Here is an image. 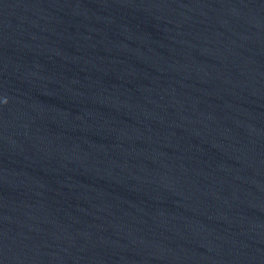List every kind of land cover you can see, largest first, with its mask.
I'll return each instance as SVG.
<instances>
[{
    "label": "water",
    "instance_id": "obj_1",
    "mask_svg": "<svg viewBox=\"0 0 264 264\" xmlns=\"http://www.w3.org/2000/svg\"><path fill=\"white\" fill-rule=\"evenodd\" d=\"M0 264H264V0H0Z\"/></svg>",
    "mask_w": 264,
    "mask_h": 264
}]
</instances>
